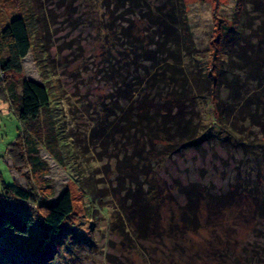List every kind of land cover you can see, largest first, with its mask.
Wrapping results in <instances>:
<instances>
[{"label": "rangeland", "instance_id": "374dc122", "mask_svg": "<svg viewBox=\"0 0 264 264\" xmlns=\"http://www.w3.org/2000/svg\"><path fill=\"white\" fill-rule=\"evenodd\" d=\"M239 1L185 0L195 48L202 55V64L206 62V68L218 60L221 63L222 28L235 19ZM32 3L43 18L37 25V33H31L34 47L24 59L23 76L46 85L51 100V106L42 111L39 122L43 140L33 137L38 141L39 157L49 171L48 188L54 192L50 200L56 203L64 193L70 192L75 210L46 255L35 253L33 244L37 237L22 239L10 229L0 230V264H264V220L254 224L241 220L235 226L231 225L233 215H230L228 225L232 228L223 231V243L214 249L208 242H215L214 236L221 238V226L218 230L203 223L204 228L200 230L187 234L174 230L168 236L149 241L135 236L130 224L141 214L137 213L140 211L137 201L147 189L142 192L139 186L147 180L144 175L146 168L149 171L148 166L151 175L156 174L160 181L167 182L175 203L183 205L187 202L175 189L178 182L199 183L215 194H223L253 173L264 185V159L249 156L252 153L237 146L215 122L210 98H200L206 132L200 151L188 147L168 155L170 148L158 146L150 150L148 160L141 159L133 178L128 175L118 178L116 161L127 150L133 153L134 145H128L117 132L113 140L103 136L101 130L93 135L98 122H116L122 117L118 114L114 118L111 109L109 115L102 105L112 92L102 64L108 68L106 58L115 43L113 33L105 29V21L111 17L104 12V0H21L20 11L17 7H1L0 19L5 20L0 23V29L18 16L29 20L33 16ZM106 24L111 25L112 21ZM11 106V101L0 96V192L5 185L18 183L28 191L32 187V192L37 194L30 192L42 200L48 192L34 183V174L29 170L32 165L27 159L34 152L35 144L27 142L28 153L22 152L26 157L25 168L15 167L9 151L18 140L25 142L27 135L26 126ZM112 127L114 124L107 128L106 134ZM257 131L254 136L258 135ZM259 139L254 137L253 144L260 142ZM48 140L55 150L48 147ZM103 141H106L104 146ZM143 144L140 139V145ZM8 205L27 212L38 208L35 201L13 200ZM174 209L177 212V207ZM205 214L207 217L209 213ZM171 216L172 209L163 205L160 219L170 223ZM217 217L221 219V215ZM36 225L31 226H34L33 232ZM123 228L130 229L131 241L124 238Z\"/></svg>", "mask_w": 264, "mask_h": 264}, {"label": "trees", "instance_id": "16d2710c", "mask_svg": "<svg viewBox=\"0 0 264 264\" xmlns=\"http://www.w3.org/2000/svg\"><path fill=\"white\" fill-rule=\"evenodd\" d=\"M20 4L21 0H0V14L1 7H17L20 11ZM36 8L32 3L33 16L29 20L18 16L0 29L3 83L0 96L12 102L11 107L27 130L25 142L18 140L9 150L14 165L18 169L25 168L26 157L22 152L28 153L27 142L34 143V152L27 157L32 165L29 170L32 176L34 174L37 187L48 195L38 200L32 187L30 191L36 194L18 183L5 185L0 192V230L10 229L8 231L22 239L37 237L34 251L46 255L75 207L70 192L64 193L56 203L50 200L54 192L48 188L49 171L36 148L35 137L43 140L39 128L42 111L51 106L46 85L23 76L24 59L34 47L31 33H37V25L43 18ZM104 12L111 17H107L105 29L113 33L115 43L106 58L108 68L102 64L105 66L103 75L112 87V92L102 102L103 111L110 115L111 109L114 118L118 114L122 117L116 122H98L93 135L101 130L102 135L113 140L119 133L128 145H134L133 153L127 150L123 158L116 161L118 178L125 175L133 178L141 159L148 160L150 150L158 146L165 150L170 148L168 155L188 147L200 151L206 136L200 98H210L216 124L237 146L252 153L249 156L264 159V0L239 1L235 19L222 28L224 56L221 63L218 60L209 68L206 62L202 64V55L195 48L185 0H104ZM4 20L0 19V23ZM107 21L112 24H106ZM112 124L114 127L106 134ZM257 129L260 142L254 145ZM47 142L48 147L55 150L53 143ZM105 144L103 141L102 145ZM148 169L144 175L147 180L139 186L142 192L147 189L137 201L140 209L137 213L141 214L130 224L139 240L168 236L174 230L187 234L204 228V223L218 230L221 226V238L214 236L215 242H208L214 249L223 243V231H229L231 225L237 226L241 220L252 224L264 220V185L253 173L223 194H215L199 183L182 185L178 182L175 189L187 202L178 205L167 182L160 181L156 174L151 175L149 166ZM167 195L170 198L167 199ZM13 200L35 201L38 208L34 212L18 211L8 205ZM163 205L172 209L170 223L160 219ZM230 215L233 220L228 225ZM34 223L37 224L35 232L32 231L34 226L31 227ZM123 229L124 238L131 241L130 229Z\"/></svg>", "mask_w": 264, "mask_h": 264}, {"label": "crops", "instance_id": "0c3cea01", "mask_svg": "<svg viewBox=\"0 0 264 264\" xmlns=\"http://www.w3.org/2000/svg\"><path fill=\"white\" fill-rule=\"evenodd\" d=\"M12 163V165H13V162H11Z\"/></svg>", "mask_w": 264, "mask_h": 264}]
</instances>
